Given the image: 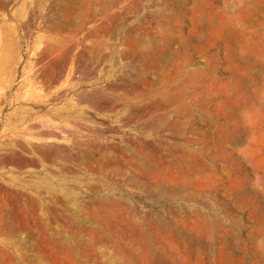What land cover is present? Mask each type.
Instances as JSON below:
<instances>
[{
    "label": "rangeland",
    "instance_id": "374dc122",
    "mask_svg": "<svg viewBox=\"0 0 264 264\" xmlns=\"http://www.w3.org/2000/svg\"><path fill=\"white\" fill-rule=\"evenodd\" d=\"M0 264H264V0H0Z\"/></svg>",
    "mask_w": 264,
    "mask_h": 264
},
{
    "label": "bare ground",
    "instance_id": "6f19581e",
    "mask_svg": "<svg viewBox=\"0 0 264 264\" xmlns=\"http://www.w3.org/2000/svg\"><path fill=\"white\" fill-rule=\"evenodd\" d=\"M85 65V64H84ZM55 73V72H54ZM5 227V226H4Z\"/></svg>",
    "mask_w": 264,
    "mask_h": 264
}]
</instances>
